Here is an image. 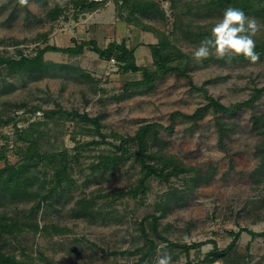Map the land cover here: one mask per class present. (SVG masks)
Returning <instances> with one entry per match:
<instances>
[{"label":"rangeland","instance_id":"374dc122","mask_svg":"<svg viewBox=\"0 0 264 264\" xmlns=\"http://www.w3.org/2000/svg\"><path fill=\"white\" fill-rule=\"evenodd\" d=\"M156 1L166 13V30L170 32L174 25L173 0ZM60 2L69 6L65 12L67 18L62 16L53 24L47 18V11ZM108 5L104 10L79 16L77 20V10L69 0H0V56L16 55L18 49L33 54L37 46H45L42 40L18 47L9 43L48 32L47 43L59 47L73 46L74 40H96L101 47H106L113 40L126 38L129 47L137 48V64H150L152 58L148 45L158 41L153 32L134 25L124 27L123 20L116 15L113 0ZM221 17L216 16V20ZM142 21L145 25L163 29L161 21L156 24L147 18ZM196 22L206 23L200 19ZM182 47L187 52L194 50ZM227 56L206 63L194 56L187 71L188 77L169 73L155 84L151 92L130 95L121 101H116L114 96L122 92L125 82L141 80V74L123 73L114 61L99 60L89 49L77 61L99 81V88L104 92H96L90 81L62 71L42 73L38 65L30 67L28 72L0 66V113L12 114L22 103L39 106L42 110L57 109L59 104L68 111L79 110L91 117L104 113L102 122L107 127V133L122 136H134L143 124L158 123L165 128L172 126L171 131L158 129L159 139L168 144H155L153 151L163 150V153L175 156L201 174L212 176L211 181L201 187H192L188 182L186 187L183 178H173L169 184L152 178L147 195L134 198L130 191L138 185L141 177L136 156L130 157L116 173L109 170L101 177L88 175L89 164L95 162L101 151L109 149L106 145L91 146L82 152L79 163L73 161L71 175L76 183L66 193L58 189L61 203L56 204L52 199L53 204L44 207L35 218L41 228L48 227L51 232L54 226L64 232L58 235L52 233V236L43 231L37 235L25 233L12 240L6 237L3 241L6 248L17 255L24 248L25 253L37 259L38 264H45L39 259L40 255L55 264L137 262L140 253L108 257L104 252H134L143 246L145 240L140 231L141 220L147 213L155 211L173 187L187 189L183 190L184 201L178 202L179 206H183L174 205L160 219L159 231L163 235L167 233L171 241L187 244L214 241L219 249L224 250L234 239L229 235L231 231L239 232L247 228L256 233L264 232V137L260 135V122L257 127L253 125L254 117L264 115V94L255 101L254 107L241 109L235 115H223L222 121L231 129L223 144L220 143L216 124L219 114L209 109L201 113L196 121L187 118L208 103L205 91L208 96L229 107L249 100L257 89L264 87V62H234ZM45 59L57 63L70 62L68 56L59 53H47ZM32 76L40 78L33 79ZM42 116V113H37L31 120L42 121ZM27 125L20 124L21 127ZM51 127L54 129L50 141L59 150H72L76 145L93 139L89 135H75L77 129L73 122H68L64 128ZM14 130L13 126H8L0 131L13 138ZM6 144L5 139L0 137V149ZM12 146L10 139L9 147ZM8 156L12 162L16 161L13 151L9 150ZM53 166H45L50 175ZM2 167L0 162V169ZM52 187L54 185L50 184L49 188ZM116 191L128 193L119 198L113 195ZM91 194L99 196L91 218L73 217L72 210L77 200L89 198ZM33 205L34 202H22L1 210L21 217L24 213L28 214ZM157 215L160 213L157 212ZM150 237L157 243L156 254L151 261L143 264H157L158 258L165 254L171 257L170 264H187L188 260L192 264H209L205 260L213 250L212 244L191 251L188 259L178 249H173V253L166 250V244L152 233ZM263 254L264 239H252L249 234L243 233L232 254L214 264H236L238 261L241 264H257ZM20 258L24 260L22 256Z\"/></svg>","mask_w":264,"mask_h":264},{"label":"trees","instance_id":"16d2710c","mask_svg":"<svg viewBox=\"0 0 264 264\" xmlns=\"http://www.w3.org/2000/svg\"><path fill=\"white\" fill-rule=\"evenodd\" d=\"M69 1L72 2L74 9L77 10L75 17L79 20V16L104 10L110 0ZM113 2L115 10L117 11V17L123 20L127 26L134 25L144 31H152L158 40L157 43L148 45L152 58L150 64L146 66H139L137 64L135 55L137 48L129 47L127 43L128 39L126 38L121 41L113 40L106 47H101L96 40L82 42L74 40L73 46L59 47L47 43L49 33L44 32L36 35L32 39L11 41L9 45L18 47L24 43H33L42 40L45 46H37L33 54H26L25 50L18 49L16 50V55H1L0 66H9L17 71L28 72L30 67L38 65L42 68V73L62 71L66 75L69 74L84 78L91 82L94 91L99 92L100 90L104 92L105 90L99 88V81L95 80L89 72H86L77 61L84 55L86 49H89L99 60L107 62L114 61L119 71L123 73L141 74V80L125 82L122 92L114 96L116 101H121L130 95L151 92L155 84L169 73H178L188 77L187 71L191 61H193L195 50L199 47L201 41L211 37L212 27L217 22L216 16L223 15L224 9L229 6L238 7L247 16L257 20L260 27L259 31L253 36V39L256 44L255 51L260 55L258 61L264 62V0H173L172 8L175 11L173 14L174 25L170 32L166 30V13L156 0H113ZM68 8L69 6L62 2L49 8L47 11L48 20L54 24L62 16L67 18L65 12ZM194 11L197 17L193 13ZM144 18L155 22V24L161 21L163 29L145 25L142 21ZM199 19L206 23H197L196 21ZM181 43L182 46L194 48V50H190L189 52L185 51L180 45ZM47 53L66 55L69 57L70 62L57 63L46 60L45 55ZM227 58L234 62H251L242 55L232 56L230 54ZM218 59L221 60L222 58L216 55V51L213 48L210 50L209 56L202 59V61L206 63L217 61ZM36 77L32 76L31 78L34 79ZM204 93L206 94L208 103L199 108L192 116H187V118L196 121L201 116V113L209 109H212L214 114H219L216 124L218 126L220 143L223 144L225 136L231 130L222 121L223 115H235L241 109L254 107L255 101L264 94V87L257 89L249 100L229 107L217 99L208 96L206 91ZM20 109L23 110L22 113L18 112ZM37 113L43 114L42 121L31 120ZM175 115L172 116L173 119ZM104 117V113L91 117L88 113H81L79 110L68 111L59 104H57V109L42 110L39 106H29L26 103H22L21 107L16 109L12 114L0 113V130L8 126H13L15 129L13 138L5 136L0 131V137H3L7 142L6 146L0 149V162L3 163V167L0 169V264H38L37 259L25 253L24 248L19 255L12 253L8 247L6 248V244L3 243L6 237L12 240L17 237L19 238V236L25 233L37 235L43 231L52 236V233L58 235L64 232L54 226L51 232L48 227L41 228L39 223L35 221V218L44 207L53 204L51 202L52 199L56 201V204L61 203L58 189L66 193L76 183V180L71 175V170L74 169L73 161L79 163L82 152L91 146L98 147L106 145L109 146V149L101 151L102 153L96 156L95 162L89 164L90 173L88 175H98L101 177L103 173L109 170L112 173H116L119 167L130 157L136 156L135 160L141 167V177L138 179V185L130 191V194L134 198L147 195L150 189L149 181L152 178L166 184H169L173 178H183L185 179L183 185L186 187H188V184L192 187H201L211 181V175L206 176L201 174L199 170L193 166H186L175 156L165 154L163 150L159 152L153 151L157 144H168L164 141L161 142L158 129L171 131L173 130L172 126L165 128L158 123H148L141 125L134 136H122L117 133H107V127L102 122ZM68 122H73L76 126L77 132L75 135H89L93 139L89 142L76 145L72 150L67 148L59 150V147L52 145L50 141V134L54 129L51 126L64 128ZM22 123H27L28 125L21 127L20 124ZM253 125L256 127L259 125L262 128L260 135L264 137V115L254 117ZM73 138L75 139L74 136ZM96 138H99V140H96ZM10 139H12V148L9 147ZM9 150L13 151L16 158L15 162L10 160L8 156ZM51 164L54 166L53 172L50 175L46 172L47 168L45 166ZM88 175L87 179L89 178ZM50 184L54 185V187L49 188ZM47 186L48 188L46 189ZM183 190L174 187L171 188L162 202L157 205L155 211L147 213L143 217L140 222L141 235L145 240L143 246L138 247L134 252L112 251L104 252V254L108 257L141 254L137 262L123 264H143L144 262L151 261L157 250L156 241L150 237L152 233L166 244V250L173 253V249H178L188 259L191 251L201 250L207 244H212L214 246L213 250L205 261L209 264H214L216 261L227 258L232 254L236 242L243 233L249 234L252 239H264V232L256 233L247 228H243L239 232H229V235L234 239L224 250L219 249L217 243L214 241L193 244L171 241L167 233L163 235L159 231L160 219L165 217L174 205L177 204L179 208L183 206L178 205V202L184 201L186 197L184 196ZM127 193L116 191L113 195L122 198ZM98 197L95 194H91L89 198L84 197L77 200L72 210L73 217L78 219L91 218L93 207L98 205ZM22 202H34V205L28 214L22 213L23 216L21 217L9 215L8 212L5 213L4 210H1L3 207H13L16 203ZM157 212L160 215H157ZM39 259L45 264H55L43 255H40ZM187 264H192V261L188 260ZM236 264L241 263L238 261ZM257 264H264V254Z\"/></svg>","mask_w":264,"mask_h":264},{"label":"clouds","instance_id":"9594fccd","mask_svg":"<svg viewBox=\"0 0 264 264\" xmlns=\"http://www.w3.org/2000/svg\"><path fill=\"white\" fill-rule=\"evenodd\" d=\"M259 24L238 8L229 6L223 11L222 17L212 27V35L201 41L195 50L197 59L207 58L211 49H215L219 58L229 53L232 56H243L252 62L260 59L255 51L256 44L253 36L259 31ZM187 239V237H185ZM171 257L167 254L158 258L157 264H170Z\"/></svg>","mask_w":264,"mask_h":264},{"label":"crops","instance_id":"0c3cea01","mask_svg":"<svg viewBox=\"0 0 264 264\" xmlns=\"http://www.w3.org/2000/svg\"><path fill=\"white\" fill-rule=\"evenodd\" d=\"M108 4H110V1H109V3ZM109 6V5H108ZM106 9V8H105ZM116 11V10H115ZM119 25V24H118ZM126 24L124 23V27H127V25L125 26Z\"/></svg>","mask_w":264,"mask_h":264}]
</instances>
